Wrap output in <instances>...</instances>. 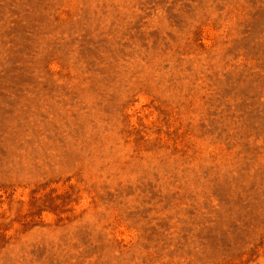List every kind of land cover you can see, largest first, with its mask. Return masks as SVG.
Listing matches in <instances>:
<instances>
[{
  "label": "rangeland",
  "instance_id": "obj_1",
  "mask_svg": "<svg viewBox=\"0 0 264 264\" xmlns=\"http://www.w3.org/2000/svg\"><path fill=\"white\" fill-rule=\"evenodd\" d=\"M0 264H264V0H0Z\"/></svg>",
  "mask_w": 264,
  "mask_h": 264
}]
</instances>
